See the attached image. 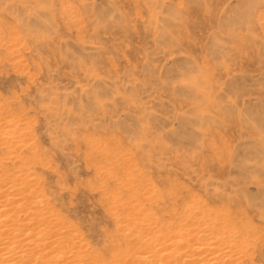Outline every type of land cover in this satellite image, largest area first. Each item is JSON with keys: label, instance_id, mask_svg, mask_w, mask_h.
I'll use <instances>...</instances> for the list:
<instances>
[{"label": "rangeland", "instance_id": "1", "mask_svg": "<svg viewBox=\"0 0 264 264\" xmlns=\"http://www.w3.org/2000/svg\"><path fill=\"white\" fill-rule=\"evenodd\" d=\"M0 105L7 165L94 251L146 205L264 233V0H0Z\"/></svg>", "mask_w": 264, "mask_h": 264}, {"label": "bare ground", "instance_id": "2", "mask_svg": "<svg viewBox=\"0 0 264 264\" xmlns=\"http://www.w3.org/2000/svg\"><path fill=\"white\" fill-rule=\"evenodd\" d=\"M2 107L0 264H263L255 248L264 241V233L240 214L217 212L205 204L184 205L179 213L174 210L179 206L173 205L168 221L163 219L167 212L147 213L152 206H143L134 215L135 232L117 234L101 252L92 250L56 219L41 191L28 190L37 181L26 171L14 170L19 157L11 154L23 148L24 135Z\"/></svg>", "mask_w": 264, "mask_h": 264}]
</instances>
